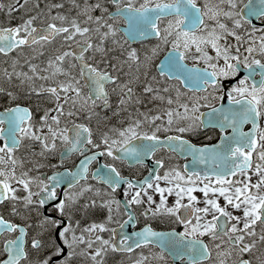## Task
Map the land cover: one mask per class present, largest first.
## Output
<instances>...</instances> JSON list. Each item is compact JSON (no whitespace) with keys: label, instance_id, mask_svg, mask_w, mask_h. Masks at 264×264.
Instances as JSON below:
<instances>
[{"label":"snow or ice","instance_id":"1","mask_svg":"<svg viewBox=\"0 0 264 264\" xmlns=\"http://www.w3.org/2000/svg\"><path fill=\"white\" fill-rule=\"evenodd\" d=\"M28 2L12 0L6 4L0 0V13L11 18ZM110 2L114 12L100 2L69 0L75 13L71 16L60 12L52 15L54 10L64 9V3L46 4V11L18 25L0 26V56L11 57V71L9 67L0 69V97L8 102L0 111V205L11 202V214L21 215L23 210L25 220L33 211L37 216L34 225L21 226L0 214V233L14 234L3 244L6 255L0 264H75L77 256L90 264H104L109 251L132 253L137 249L149 252H141L134 264H167L166 254L181 264H264V28H257L252 19L264 22V0H259L258 6L247 0L243 8L239 7L242 0ZM36 8H40L39 3ZM97 11L101 15H94ZM42 15L50 20H41ZM120 20L128 24L123 41L128 48L122 62L129 66L127 81L90 63L87 55L91 52L93 57L97 53L105 57V44L110 39L120 45L116 39L120 32L116 22ZM58 37L60 47L46 64L33 63ZM149 37L156 39L154 47L143 52L131 47L130 41ZM163 48L168 49L167 55L156 65L157 75L149 80ZM26 49L35 55L24 57L22 65L18 57ZM12 53L17 56L12 57ZM111 67L123 70L122 65ZM73 70H77L75 74ZM242 71L246 75L235 86L222 96L216 95ZM141 77L143 88L138 94L133 85L139 84ZM14 80L26 88L29 97L44 98L51 106L40 109L37 105L42 113L37 118L33 107L18 103L17 93L3 86ZM169 80L189 92L207 95L186 97L180 87L169 86ZM157 84L161 86L155 87ZM109 85L112 93H118L113 115H127L120 120V127L98 131L91 122L100 120L98 107L112 108ZM142 96L159 102V106L140 111L136 105L143 104ZM225 99L230 107L212 103ZM203 107L211 109L207 122ZM202 126L220 130L218 143L198 146L185 138ZM25 141L39 145V152L31 155L43 161L62 149L59 162L21 158L17 152ZM163 150L190 156L194 164L205 167H168L163 173L151 171L142 180L125 177L114 164L105 163L90 171L101 157L131 167L143 165ZM72 155L80 158L75 170L51 175L41 171L63 167ZM154 162L158 169H165L163 159L155 158ZM89 178L101 187L87 183ZM122 186H126L123 199H116L114 194ZM64 187L68 191L62 192ZM21 192L23 196L18 194ZM86 193L92 195L81 204ZM169 197H174L171 204ZM97 207L107 210L104 222L81 228L79 221H74L76 213ZM137 207L146 220L168 217L182 226V231H156L146 224L133 236L109 227L114 213L121 209L127 218L119 224L120 229L131 227L138 219L134 214ZM30 228L36 235L26 248ZM105 232L109 233L107 239L101 235ZM152 248L159 251L152 252Z\"/></svg>","mask_w":264,"mask_h":264},{"label":"flooded vegetation","instance_id":"2","mask_svg":"<svg viewBox=\"0 0 264 264\" xmlns=\"http://www.w3.org/2000/svg\"><path fill=\"white\" fill-rule=\"evenodd\" d=\"M247 0H242L240 2L239 7H242L243 4ZM104 7H107L109 9V12H112L114 9V6L110 4L109 1L104 0L103 3H101ZM22 10L20 9L18 20H14L12 23L11 20L9 21L8 25H18L20 24L23 19H22ZM99 15H101L99 11ZM255 26L257 28H264V22H262L260 19L255 20ZM126 22L124 20H120L116 22V27L120 30L119 35L117 36L116 39L120 40V45L113 44L111 42V39L106 42L105 47L108 49V53L105 57H101L100 55H95L93 57V54L90 52L87 55L91 58L89 60L90 63H95L98 64L101 69H107L108 71L112 72L113 75H118L121 81H125L127 77H129V66L127 64H123L122 62L126 59V52L125 49L128 48V45L123 44L124 39H126L125 34L122 32L121 27L125 26ZM229 25L231 26V23L229 22ZM246 28L250 30V26L246 25ZM240 31L241 35H244V29L238 30ZM257 36L260 35V33H256ZM230 42L235 44V40L233 38H229ZM131 47L138 49V51L143 52L145 49H150L154 47L157 44V41L154 37H149L145 40H138L137 42H130ZM123 45V47H121ZM58 45H56L55 48H57ZM114 48H117L114 50ZM27 50V49H26ZM167 48H163L160 52L159 58L154 61V66L150 71V75L148 79H151V76L157 75V67L156 65L159 64L160 60L167 55ZM24 53L23 55H25ZM53 54V53H52ZM51 54V55H52ZM12 55H17V53H12ZM10 58V57H6ZM189 63L192 64L191 59L188 60ZM112 65L116 66H121L123 70L122 71H113V68L111 67ZM11 70V69H10ZM134 71V69H133ZM243 75H246V72L242 71L241 75L236 77L235 79L226 82L225 88L216 93L218 96H222L225 94V91L230 90L232 86H235L236 82L242 78ZM258 78V77H257ZM143 77H141V82L139 84H134L133 87L135 88V91L140 94L142 93V86H143ZM162 80V78H160ZM83 83V82H82ZM167 84L172 87H180L182 91L185 92V96L188 97V93L190 94H196V95H207V93L203 92H189L186 89L183 88L182 85H180L177 81L175 80H169L167 81ZM159 85L158 87H160ZM109 92H110V100L112 103V108L110 109H102L101 107H98L96 109V112L99 113L100 120L98 121L96 118L93 119L91 122V126L94 129H97L98 131L106 130L107 127H111L113 125L120 127V120L125 119L126 113H122L120 117H116L113 115V110L117 109V98H118V93H112L111 89L112 86L109 85ZM12 89V88H9ZM14 90V89H12ZM15 91V90H14ZM84 91L86 92L87 89L85 88ZM19 97L18 103L21 105L28 106L30 105L34 109V113L37 116V112L40 110L37 109V101L40 100L39 98L35 96L29 97L26 94V89L25 92L21 94H17ZM172 95H175L173 92ZM29 99L31 103L27 104V101L25 100ZM143 99V104L136 105V107L139 108L140 111H148V109H154L155 107L159 106V102H153L150 100L149 97L147 96H142ZM41 102V100H40ZM7 103L2 97H0V111H2L6 106ZM212 103L216 107H220L221 105L223 106H230L227 103V100L225 99L224 101H216L213 100ZM41 107H43L41 105ZM209 109L207 107L201 108V112L204 110ZM104 110V111H103ZM108 112H111V114H108ZM38 118V116H37ZM126 126V123L125 125ZM249 126H245V130H248ZM230 133V130H229ZM221 135V132L218 128H214L211 126H202L198 131L190 134H185V138L189 139L192 143L202 146L204 144H215L218 143L219 136ZM2 143V141H0ZM139 143V142H137ZM36 148L35 146H38V144H33L30 141H25L24 146L21 147V149L17 152V155L20 156L21 158H24L26 160H35V159H41L42 163H51V164H57L60 160L59 157V151L62 149H59L58 152L56 153L54 158H50L49 161H43L42 158L38 156H32L31 152H39V149H31L32 151H29V147ZM155 158H160L165 161V169H158L157 166L155 165L154 159ZM153 159H146L145 163L143 165H138V166H129L127 163H121L120 161H112L111 158L108 157H101L99 158L98 162H94L93 165L90 167V171H95L96 168L100 167L101 165L108 163V164H114L119 171H121L122 175L125 177L132 178L134 180H142L145 176H148L149 172L151 171H160L163 173L168 167H173V166H180L182 168L183 165L187 164L189 166V169H193L196 164L192 162V158L189 156L185 158L183 155H179L177 153H169L167 150L159 151L156 153V157ZM79 157L77 155H72L69 159L65 160L63 167L61 168H44L41 171L47 173L48 175L53 174L54 171H64V169H69V170H74L76 165L79 163ZM83 183V182H82ZM87 183H91L95 185L96 187H101V185L97 184L96 181L91 180L89 178ZM162 186H164L162 184ZM126 186H122L121 189H118L117 192L114 194L116 199H120V197L123 198L122 192L125 190ZM104 191H108L107 186H103ZM63 191H68L67 188H63ZM75 191V189H73ZM61 192V196H62ZM19 195L23 196L24 193H18ZM92 194L86 193L84 197L81 198L80 203H85L88 199L89 196ZM196 195L199 197L202 194L196 193ZM97 204L99 205V198L97 197ZM156 199L158 200L159 197L157 196ZM174 201V197H169V203L171 204ZM223 203V201H221ZM203 206V205H200ZM141 208L137 207L134 210V214L137 216V222L133 223L131 227L126 226L123 230L120 229L119 224L126 219V215H124L123 209L120 210L118 213H114V221L109 225L110 228H115L118 233H127L129 235L135 234V232L141 230L146 224H150L154 230L156 231H163V232H168L172 230H177V231H182V226L176 225L175 223L172 222V220L168 217H158L154 219H147L144 218L143 216L140 215ZM0 214H3L5 219L10 220L13 223L19 224L21 226H24L26 224H33L37 220L36 213L33 211L30 214H28V219H24V213L23 210L21 211V215H13L11 214V202H6L4 205H0ZM107 217V210L106 209H100L99 207L95 209H89L86 213H76L74 216V221H79L80 227H87L90 223H102L106 220ZM15 235H18L15 234ZM36 235V232L34 228L29 229V235L25 238V247L29 248V241L31 240V237ZM101 235L104 236V238H109V233L105 232L102 233ZM14 234L7 233V232H2L0 233V258H3L6 254L3 251V244L6 242V240L13 239ZM117 240L120 239V236L118 235ZM207 240V238H205ZM152 252H158L159 249L157 248H152ZM143 252L144 254H148L149 250L148 249H137L136 251L132 253H126V252H111L109 251L105 256H104V264H134L135 259L138 257V255ZM167 255V264H181L180 261L175 260L170 254ZM79 258H74L75 264L79 263ZM85 263L90 264V261H88L85 258ZM154 264H163V262H154Z\"/></svg>","mask_w":264,"mask_h":264},{"label":"rangeland","instance_id":"3","mask_svg":"<svg viewBox=\"0 0 264 264\" xmlns=\"http://www.w3.org/2000/svg\"><path fill=\"white\" fill-rule=\"evenodd\" d=\"M4 3H10L12 2L11 0H3ZM23 2V1H22ZM90 2L92 3H96V2H101L100 0H90ZM39 3L40 5V8H36V4ZM51 3H64L65 4V8L64 9H57V10H54L52 15H55L57 12H60L62 14H66V15H75L74 11H71V5L69 3V0H29L28 4L24 6V8H22V19H27L28 17L32 16V15H37L38 13L40 12H43V11H46V4H51ZM18 16H19V13L18 12H14L12 14V17L9 18L7 17L4 13H0V26H4V25H8L9 21L10 20H16V21H19L18 20ZM41 20H45V21H48L50 20V17H45V16H41ZM37 23H39V21H37ZM56 43H53L52 45H49L47 46L44 50H47V51H50L52 53H55L56 50L58 48H55L56 47ZM117 48H114V50H116ZM24 53H26L25 55L21 56V57H18L20 59V62L21 64L23 65L24 64V57H29L31 58L32 55H34V53H31L30 50H25ZM95 55H100V54H95ZM17 55H12V57H16ZM5 61H8V63H5ZM33 63H36V64H39L37 61H32ZM11 63V57L10 58H6V57H3V56H0V69L2 68H6V67H9ZM11 68L9 67V71ZM19 70V68L17 69ZM25 71H27V67L24 68ZM77 70H73V74H75ZM61 79H63V77H61ZM129 79V77H127V79L125 81H127ZM37 83H42L41 81H37ZM3 86L7 87V88H12L15 90V92L17 94H21L23 92H25V89L24 87H21L20 84H19V81H13L12 84H4ZM155 87H158L159 85H154ZM143 88V86H142ZM189 96H198L196 94H190L188 93V97ZM41 100H38L37 101V105H39V108L42 109L44 107H50L51 105L47 103L46 99L44 98H39ZM118 99V98H117ZM25 100L27 101V104L31 103V101L29 99H26ZM117 104H118V100H117ZM41 105L43 107H41ZM104 111V110H103ZM41 113V111L37 112V116H39ZM108 114H111V112H108ZM36 148H34V146L32 147H29V151H32L31 149H39V145L38 146H35ZM79 234V232L77 233ZM76 258V257H75ZM77 258H79V263L77 264H83L82 263V259L84 257H80V256H77Z\"/></svg>","mask_w":264,"mask_h":264},{"label":"water","instance_id":"4","mask_svg":"<svg viewBox=\"0 0 264 264\" xmlns=\"http://www.w3.org/2000/svg\"><path fill=\"white\" fill-rule=\"evenodd\" d=\"M209 114V113H208Z\"/></svg>","mask_w":264,"mask_h":264}]
</instances>
